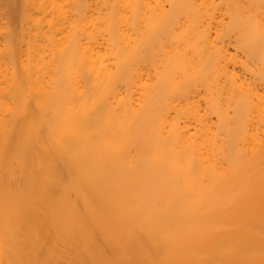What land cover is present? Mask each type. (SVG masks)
I'll return each mask as SVG.
<instances>
[{
	"label": "bare ground",
	"instance_id": "6f19581e",
	"mask_svg": "<svg viewBox=\"0 0 264 264\" xmlns=\"http://www.w3.org/2000/svg\"><path fill=\"white\" fill-rule=\"evenodd\" d=\"M0 264H264V0H0Z\"/></svg>",
	"mask_w": 264,
	"mask_h": 264
}]
</instances>
